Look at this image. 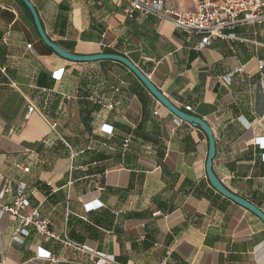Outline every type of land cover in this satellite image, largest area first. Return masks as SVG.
<instances>
[{
    "label": "crops",
    "instance_id": "1",
    "mask_svg": "<svg viewBox=\"0 0 264 264\" xmlns=\"http://www.w3.org/2000/svg\"><path fill=\"white\" fill-rule=\"evenodd\" d=\"M31 1L52 40L125 55L178 107L191 106L213 128L218 177L264 211V23L237 26L245 40L200 47V35L129 14L127 1ZM208 152L206 133L125 64L60 56L20 2L0 0V264L95 263L6 210L21 184L22 214L37 210L61 237L111 255L107 264H264V221L213 187ZM19 227L29 231L22 239Z\"/></svg>",
    "mask_w": 264,
    "mask_h": 264
},
{
    "label": "built area",
    "instance_id": "2",
    "mask_svg": "<svg viewBox=\"0 0 264 264\" xmlns=\"http://www.w3.org/2000/svg\"><path fill=\"white\" fill-rule=\"evenodd\" d=\"M122 1L128 2L125 10L129 14L139 11L147 15H153L159 20L171 22L186 33L200 35V47L210 44L213 38L245 40L235 32L237 26L264 23V0H196L193 10L173 9L168 6L165 0ZM28 47L32 48L33 43H29ZM258 68L263 72V59L258 61ZM242 69V66L238 67V70ZM232 75L233 73L226 75L223 80L228 84L231 83ZM186 108L187 111L192 109L191 106H187ZM34 110L35 106L30 104L28 108L29 113H32ZM105 128L107 129L105 130L106 132L111 133L113 131L112 127L105 125L103 129ZM24 170L29 171V167H24ZM10 190L11 188L8 185H5L1 189L4 192H9ZM24 192L25 185L21 184L14 204L6 207V210L20 217L21 225H33L41 235L47 238L57 239L63 241L68 246L91 252L95 258L94 264L113 262V258L109 254L95 251L87 246H80L68 237H61L60 234L50 228L48 220L42 218L37 210H33L28 215L22 214L21 210L29 206V200L24 197ZM24 231H26V235L29 234L27 229L19 227L15 238L22 239ZM159 264H167V261L162 260Z\"/></svg>",
    "mask_w": 264,
    "mask_h": 264
},
{
    "label": "water",
    "instance_id": "3",
    "mask_svg": "<svg viewBox=\"0 0 264 264\" xmlns=\"http://www.w3.org/2000/svg\"><path fill=\"white\" fill-rule=\"evenodd\" d=\"M18 2L24 3L28 9L30 10L38 33L41 39L48 45L51 49H53L60 56L72 60V61H94L99 59H114L120 61L125 64L128 68H130L146 85V87L150 90V92L163 104L165 105L172 113H174L177 117L182 120L188 121L194 126H198L201 128L207 135L209 140V152L208 158L206 162V171L208 178L213 185V187L224 196L232 199L243 207L249 209L256 215H258L264 221V211L259 208L257 205L247 200L246 198L232 192L226 185L221 181L213 168L214 158L216 156V138L214 135L213 128L211 125L202 117L190 113L186 110L181 109L175 103L172 102L170 98H168L158 87L157 85L148 77V75L132 60H130L127 56L112 53V52H100L94 54H80L74 51L69 50L68 48L62 46L56 41L52 40L49 35L46 33L44 25L42 23L39 12L33 2L31 0H16Z\"/></svg>",
    "mask_w": 264,
    "mask_h": 264
},
{
    "label": "rangeland",
    "instance_id": "4",
    "mask_svg": "<svg viewBox=\"0 0 264 264\" xmlns=\"http://www.w3.org/2000/svg\"><path fill=\"white\" fill-rule=\"evenodd\" d=\"M169 7L173 9L193 10L196 0H165Z\"/></svg>",
    "mask_w": 264,
    "mask_h": 264
},
{
    "label": "trees",
    "instance_id": "5",
    "mask_svg": "<svg viewBox=\"0 0 264 264\" xmlns=\"http://www.w3.org/2000/svg\"><path fill=\"white\" fill-rule=\"evenodd\" d=\"M21 4H22V6L25 8V10L32 16V14H31V12H30V10L28 9V7L24 4V3H22V2H20ZM33 17V16H32ZM34 20V19H33Z\"/></svg>",
    "mask_w": 264,
    "mask_h": 264
}]
</instances>
